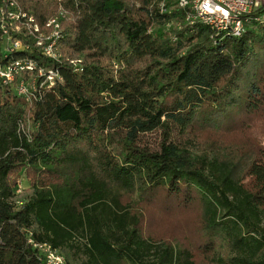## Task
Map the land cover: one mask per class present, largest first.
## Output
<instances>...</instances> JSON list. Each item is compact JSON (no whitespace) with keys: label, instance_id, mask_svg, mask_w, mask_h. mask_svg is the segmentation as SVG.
<instances>
[{"label":"trees","instance_id":"1","mask_svg":"<svg viewBox=\"0 0 264 264\" xmlns=\"http://www.w3.org/2000/svg\"><path fill=\"white\" fill-rule=\"evenodd\" d=\"M16 1L40 26L70 16L82 59L5 52L0 29L3 63L61 78L29 100L0 80V264H42L28 234L67 264H264V4L231 37L179 0ZM158 207L196 211V238L146 230Z\"/></svg>","mask_w":264,"mask_h":264},{"label":"built area","instance_id":"2","mask_svg":"<svg viewBox=\"0 0 264 264\" xmlns=\"http://www.w3.org/2000/svg\"><path fill=\"white\" fill-rule=\"evenodd\" d=\"M3 8H0V29L4 38L3 51L11 52L13 50L28 49L24 46L23 40L18 39L21 36L14 33L22 26L30 25L33 31L31 35L24 33L22 36L31 39L44 57L52 61H59L60 54L55 49L56 43L61 36V29L58 20L55 18L47 20L42 26L48 29V33L40 32L38 26L33 24V17L21 10L14 0H2ZM264 4V0H179V6L189 8L186 15V23L192 25L199 21L206 24L217 35L240 37L244 33L247 22L254 20L261 21L259 16H254ZM61 10V9H60ZM61 13L62 12L61 10ZM20 20V21H18ZM12 31V32H11ZM6 59V57H5ZM76 65V64H75ZM24 75H31V88L27 89L26 80H22ZM42 78L41 87L49 89L53 87L57 81H61L58 72L54 68H46L44 66L36 67L31 61L14 60L12 62L3 63L0 58V80L3 84H15L18 94L30 99L31 91L35 90L36 78ZM20 193V187L16 186L15 195ZM21 205L22 201L16 200ZM26 244L36 253V258L42 264H67L64 257L51 246L34 241L30 234L26 237Z\"/></svg>","mask_w":264,"mask_h":264},{"label":"rangeland","instance_id":"3","mask_svg":"<svg viewBox=\"0 0 264 264\" xmlns=\"http://www.w3.org/2000/svg\"><path fill=\"white\" fill-rule=\"evenodd\" d=\"M14 2H16L17 6L21 10L25 11L17 3L16 0H14ZM0 8H3L2 1L0 3ZM52 18H55L58 20L61 30L65 24L71 21L70 16H68L66 13H61V10L59 7L57 8V11ZM32 19H33V24H36L38 26L40 32L42 31L45 34L48 33L47 31L48 29L36 23L34 16ZM17 24H19V28L15 30L14 33H17L21 36L24 33L31 35L30 32L33 31L32 26L26 25V24L22 26L20 23L16 22V25ZM55 46H56L55 49H57V52L60 54V58L62 60L69 62L70 64H73V65L74 63L76 65L80 63V60L82 58L78 57L77 55H73L67 49H64L62 44H60V41H58ZM31 77H32L31 75H24L22 77V80H26L25 83L27 81H30L31 83L32 82ZM28 87L30 89L31 85L28 84L27 89ZM155 137H157V135L153 134L149 138H155ZM261 145L264 146V141L262 142ZM15 180L17 182L16 186L20 187V193L18 195H15L14 199L22 201L31 194V189L29 188V184L27 183L25 175H23L22 172L20 173V175L15 177ZM152 216L153 217L145 221L146 230H148L149 232H152V230L156 229V231L159 232L161 235H167V236L174 235L177 237H186V236L189 237L190 236L191 239L196 238L197 228L199 226L196 211L188 210L185 212H178L177 209H164L163 207H158V210H155Z\"/></svg>","mask_w":264,"mask_h":264}]
</instances>
